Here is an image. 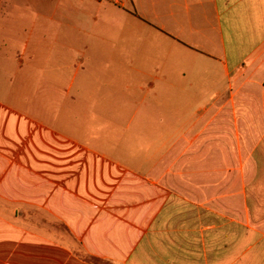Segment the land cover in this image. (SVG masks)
<instances>
[{
  "label": "crops",
  "instance_id": "1",
  "mask_svg": "<svg viewBox=\"0 0 264 264\" xmlns=\"http://www.w3.org/2000/svg\"><path fill=\"white\" fill-rule=\"evenodd\" d=\"M11 1L0 264H264V0Z\"/></svg>",
  "mask_w": 264,
  "mask_h": 264
},
{
  "label": "rangeland",
  "instance_id": "2",
  "mask_svg": "<svg viewBox=\"0 0 264 264\" xmlns=\"http://www.w3.org/2000/svg\"><path fill=\"white\" fill-rule=\"evenodd\" d=\"M11 1V0H10ZM11 2H13V1H11ZM15 2H17V1H15ZM24 2H25V0H18V2H17V7H19L20 6V8L19 9H21V8H23V4H24ZM19 9H16V10H19ZM17 19H19V18H17ZM16 18H15V21H17L16 23H14V24H12L11 25V27L10 28H12L13 30H14V32H17V30L18 29H21V28H23L22 26L24 25H22V24H18V20H17ZM12 22H13V20H12ZM26 23V22H25ZM94 262L95 263H97V264H109V263H107V262H104V261H101V260H94Z\"/></svg>",
  "mask_w": 264,
  "mask_h": 264
},
{
  "label": "built area",
  "instance_id": "3",
  "mask_svg": "<svg viewBox=\"0 0 264 264\" xmlns=\"http://www.w3.org/2000/svg\"><path fill=\"white\" fill-rule=\"evenodd\" d=\"M95 1H106V0H95Z\"/></svg>",
  "mask_w": 264,
  "mask_h": 264
}]
</instances>
